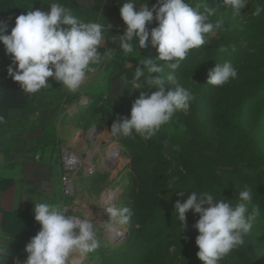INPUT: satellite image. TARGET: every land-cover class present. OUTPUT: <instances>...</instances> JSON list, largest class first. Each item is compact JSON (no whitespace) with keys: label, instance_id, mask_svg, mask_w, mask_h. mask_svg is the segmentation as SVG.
<instances>
[{"label":"clouds","instance_id":"9594fccd","mask_svg":"<svg viewBox=\"0 0 264 264\" xmlns=\"http://www.w3.org/2000/svg\"><path fill=\"white\" fill-rule=\"evenodd\" d=\"M138 3L139 8L134 7ZM223 4L239 15L248 0H223ZM214 11L211 8L201 11L187 0H156L151 8L147 0L143 3L126 0L119 7V16L125 25L123 34L119 35L123 53H133L135 42L139 49L153 47L157 56L155 60L142 58L135 67L131 84L136 90L147 86L149 92H140L128 117L113 121L109 130L113 137H129L135 133L148 139L168 123L175 112L189 109L194 97L180 85L166 87L163 69L166 66L174 73L188 52L203 46L205 35L221 26L222 22L214 25L209 21ZM262 11L264 7L257 6L253 14L258 16ZM153 21L156 26L149 29L147 26ZM105 39L104 25L84 22L59 3H52L47 12L30 9L20 14L10 32L7 22L0 20V45L11 57L7 75L29 94L50 87V77L68 91L76 92L87 73L95 70L91 66L101 62L98 49ZM113 51L107 49L106 58L110 59ZM156 61L165 63L158 66ZM172 73L166 79L175 82ZM236 77L237 70L230 62L216 64L208 72L206 84L221 87ZM2 119L0 117V121ZM67 163L74 164L75 159L70 157ZM177 194L181 199L175 203L174 212L179 222L186 223L190 210L199 217L193 227L198 233L196 257L201 264H219L233 249L244 244L243 237L255 220V214L247 213V204L253 199L250 189L245 187L239 193L235 205L233 200L216 199L207 192L198 195L193 191L186 199H183L185 192L177 191ZM105 212L108 216L104 225L106 231H112L114 225L127 224L133 214L126 206H110ZM33 213L40 228L25 245L24 264H68L73 252L83 256L100 246L92 215L85 218L66 215L60 205L48 202L35 203Z\"/></svg>","mask_w":264,"mask_h":264},{"label":"trees","instance_id":"16d2710c","mask_svg":"<svg viewBox=\"0 0 264 264\" xmlns=\"http://www.w3.org/2000/svg\"><path fill=\"white\" fill-rule=\"evenodd\" d=\"M93 1L95 2L93 6L81 9L77 0H0V20L7 22L10 32L15 18L20 14H26L30 9L47 12L52 3H59L73 13L81 15L84 22L101 23L104 29L111 23L117 25L122 22L119 7L126 0ZM115 44L111 58H106L111 65L109 75L117 73L126 63H131L134 70L140 63L135 54L125 55L119 47V41ZM205 57V52L198 53L193 62L189 64V61H186L184 64L189 67L200 66L202 64L198 62L203 61ZM187 58L188 56L185 59ZM210 60L206 64L201 82L195 88L197 94L209 90L206 84L207 74L220 61L216 53L210 55ZM10 63L11 59L5 54L3 45H0L1 69L7 70ZM132 69H126L127 76L130 77ZM48 83L50 87L29 94L23 92L7 73L0 76V115L7 117L10 109L17 110V116L12 122L8 123L7 119L0 121V135L4 136L6 133L11 135L5 139L7 147L2 152L6 159L14 156L8 155V150L15 154H23L26 146L29 147L27 154L33 157L41 156L49 150L55 151L53 131L59 111H65L63 106L77 103L81 95L88 96L86 90L78 89L73 93L55 81ZM243 85L244 83L241 86ZM221 88L218 87V90H222ZM202 98L198 96L191 115L174 113L172 118L181 127L178 133L171 136L157 135L143 140L134 136L138 145L135 157V161L138 162L136 170L138 179L135 193L133 192L136 210L134 216H138L135 220L142 232L156 230L160 235L174 233L179 245L181 240L186 239L191 243H188L190 248L187 249V253L195 259L198 251L195 237L198 233L193 225L199 217L190 210L186 214V223L182 225L179 222L174 212L175 203L181 199L177 191L185 192L183 199L193 191L198 195L207 192L216 199L222 197L233 200L234 205L245 187L252 191V200L264 195V154L259 155L255 152L256 141L253 137L255 130L251 128L247 119L249 110L240 103L233 107L227 100H221L220 117L216 110L209 119L218 117L216 124L222 133L212 140L206 132L207 124L204 122L200 126V122L195 118L197 109L204 107ZM90 104L89 101L79 106L87 108ZM130 109L131 107L124 106L113 108V111L120 118L128 117ZM70 114L64 113V117L73 118L74 114L71 116ZM243 239L244 244L233 249L219 261V264H264V240L251 231L245 234ZM180 248L183 249L181 245Z\"/></svg>","mask_w":264,"mask_h":264},{"label":"rangeland","instance_id":"374dc122","mask_svg":"<svg viewBox=\"0 0 264 264\" xmlns=\"http://www.w3.org/2000/svg\"><path fill=\"white\" fill-rule=\"evenodd\" d=\"M140 2L143 3L144 0H140ZM187 2L192 7L199 6L201 11L205 8L215 10L214 14L209 16V21L214 25L218 21L222 23L220 27L214 28L211 33L205 35L203 46L188 52V58L180 62V67L174 73L171 69L164 67L162 75L165 77L166 87L174 88L180 85L194 97L187 111L178 110L177 112L191 115L198 96L203 97L204 107L197 109L195 118L200 122V126L204 122L207 124V135L213 140L222 131L216 124L218 117L209 119V116L217 110L220 117L221 100H227L228 104L233 107L240 103L249 110L247 119L251 128L255 130L253 137L256 146L254 149L257 154L262 155L264 154V11L258 16L253 13L257 6L264 7V0H248V5L241 10L239 15L234 14L230 6L224 5L223 0H187ZM77 3L81 9H87L93 6L95 2L93 0H77ZM155 3L156 0H147L149 8ZM139 6L138 3L134 7L139 8ZM73 14L82 20L81 15ZM155 26L154 22L147 27L151 29ZM124 29L123 22L117 25L111 23L109 28L104 29L106 39L98 49L102 60L99 64L91 66L95 70L87 73L85 81L80 86L88 92V96L85 95L86 102L84 104L89 101L91 104L87 108H81L79 101L72 104L70 116L74 114L73 118L68 116L65 118L64 113L66 111H59V116L66 120L62 132L65 137L75 131H87L92 126L102 125L106 131L105 138H110L121 149L117 166L105 170L98 165L92 171L80 174L76 180L74 201L80 205V209L86 217L92 215L94 221L99 222L95 225V233L100 241V246L83 256L73 252L69 258L78 255L83 259L81 264H201L195 257L188 255L187 249L190 248L191 243L186 239L180 241L182 249L177 244L175 239L177 236L174 233L173 235L169 233L160 235L156 230L145 233L141 231L139 223L135 220L138 216H134L136 210H134L133 192L136 190V180L138 179L136 172L138 162L135 161L138 145L134 136L142 140L144 136L134 133L129 137H113L109 130L113 121L119 118L113 108L131 107L140 92H149V89L147 86L138 90L133 87L131 80L134 70L131 63H126L117 73L109 75L111 65L106 60L107 49L115 48V42L119 41V35L123 34ZM221 48L224 51H220ZM204 52L206 57L203 61L198 62L202 65L189 67L184 64L186 61H189L190 64L195 60L198 53ZM133 53L139 62L142 58L155 60L157 56L153 47L148 46L139 49L136 43H134ZM215 53L220 60L216 64L222 65L225 62H230L237 70V77L230 79L221 86L222 90L208 84L209 90L207 92L197 94L195 88L201 82L202 75L206 71V64L211 61L210 55ZM156 63L159 66L165 62L156 61ZM126 69H132L130 77L126 75ZM170 73L174 74L175 82L166 79ZM242 83H244L243 86H241ZM103 84L105 85L103 86ZM151 91H155V89ZM180 129V125L171 118L151 137L157 135L171 136L178 133ZM146 167L150 168L149 166ZM149 172H147L148 175ZM115 188H117V192L113 206L129 207L133 213L127 224L114 225V230L117 227H123L127 231L125 239L119 242L111 241L110 236L105 234L104 225L108 222V216L103 209L105 201L102 202L101 199L106 190H114ZM247 213L255 214V220L250 231L264 240V195L249 202Z\"/></svg>","mask_w":264,"mask_h":264},{"label":"crops","instance_id":"0c3cea01","mask_svg":"<svg viewBox=\"0 0 264 264\" xmlns=\"http://www.w3.org/2000/svg\"><path fill=\"white\" fill-rule=\"evenodd\" d=\"M8 58L11 59L9 55ZM6 73L7 70L0 67V76ZM80 89L83 90L82 87ZM85 95L80 97L85 98ZM59 115L60 113L54 121V138L56 135L64 136L62 132L66 120ZM16 116L17 110L14 109L8 111L7 117L0 115L2 121L7 119L8 123ZM10 137L9 133L0 135V264H4V261L5 264H24L27 256L25 245L40 228L34 220V204H60V172L54 150L46 151L36 160L31 154H27L29 147L26 146L23 154L8 150L7 154L14 156L6 159L2 152L7 147L5 139Z\"/></svg>","mask_w":264,"mask_h":264},{"label":"built area","instance_id":"2783aa9c","mask_svg":"<svg viewBox=\"0 0 264 264\" xmlns=\"http://www.w3.org/2000/svg\"><path fill=\"white\" fill-rule=\"evenodd\" d=\"M49 81H54L51 77ZM86 98H81L79 104H84ZM66 113L71 112L70 106H63ZM106 131L102 125H96L87 131H75L67 137L56 135L55 137V154L56 163L60 172L59 187L61 201L60 206L64 209L66 215H77L81 218L86 216L80 209V205L74 201L75 183L80 174L92 171L96 166H102L105 170L117 166L121 156V149L113 143L110 138H105ZM74 158L75 163L69 165L68 158ZM36 160L40 159L39 155H35ZM117 188L114 190H106L101 197L104 203L103 209L113 206ZM110 193V194H109ZM101 202V203H102ZM95 222L99 223V222ZM117 233L113 242H119L125 239L127 231L123 227H117Z\"/></svg>","mask_w":264,"mask_h":264},{"label":"bare ground","instance_id":"6f19581e","mask_svg":"<svg viewBox=\"0 0 264 264\" xmlns=\"http://www.w3.org/2000/svg\"><path fill=\"white\" fill-rule=\"evenodd\" d=\"M116 233H117V231L114 230V227H113V230L112 231H106L105 234H106V236H110L109 238L113 239L115 237V234ZM82 260L83 259L80 256L76 255V256H73V257L68 258V264H81V261Z\"/></svg>","mask_w":264,"mask_h":264},{"label":"water","instance_id":"95a60500","mask_svg":"<svg viewBox=\"0 0 264 264\" xmlns=\"http://www.w3.org/2000/svg\"><path fill=\"white\" fill-rule=\"evenodd\" d=\"M111 85H112V83H111Z\"/></svg>","mask_w":264,"mask_h":264}]
</instances>
